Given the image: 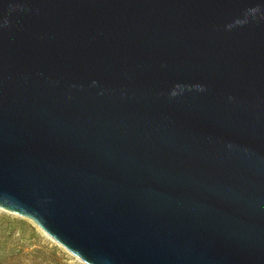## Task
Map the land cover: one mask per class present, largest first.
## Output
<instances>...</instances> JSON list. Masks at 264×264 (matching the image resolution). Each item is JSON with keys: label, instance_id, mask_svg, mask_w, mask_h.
<instances>
[{"label": "water", "instance_id": "1", "mask_svg": "<svg viewBox=\"0 0 264 264\" xmlns=\"http://www.w3.org/2000/svg\"><path fill=\"white\" fill-rule=\"evenodd\" d=\"M0 209L80 263L264 264V0H0Z\"/></svg>", "mask_w": 264, "mask_h": 264}, {"label": "rangeland", "instance_id": "2", "mask_svg": "<svg viewBox=\"0 0 264 264\" xmlns=\"http://www.w3.org/2000/svg\"><path fill=\"white\" fill-rule=\"evenodd\" d=\"M13 222L4 230L1 217ZM24 221L19 222V221ZM0 264H82L64 247L47 237L33 222L0 209Z\"/></svg>", "mask_w": 264, "mask_h": 264}, {"label": "trees", "instance_id": "3", "mask_svg": "<svg viewBox=\"0 0 264 264\" xmlns=\"http://www.w3.org/2000/svg\"><path fill=\"white\" fill-rule=\"evenodd\" d=\"M2 218V220L3 221H5V220H8L6 223H4L3 222V226H5L4 228V230H11V231H13L14 229H13V222H15L14 220H10V219H8L7 217H1ZM19 222H23V223H25L24 221H19Z\"/></svg>", "mask_w": 264, "mask_h": 264}, {"label": "bare ground", "instance_id": "4", "mask_svg": "<svg viewBox=\"0 0 264 264\" xmlns=\"http://www.w3.org/2000/svg\"><path fill=\"white\" fill-rule=\"evenodd\" d=\"M49 237V236H48ZM49 238H51V237H49ZM52 239V238H51ZM53 240V239H52ZM80 261V260H79ZM82 262V261H81ZM82 263H84V262H82ZM85 264V263H84Z\"/></svg>", "mask_w": 264, "mask_h": 264}]
</instances>
